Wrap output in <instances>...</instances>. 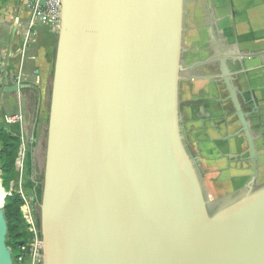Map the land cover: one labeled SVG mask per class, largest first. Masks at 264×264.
I'll return each mask as SVG.
<instances>
[{
	"label": "water",
	"instance_id": "water-1",
	"mask_svg": "<svg viewBox=\"0 0 264 264\" xmlns=\"http://www.w3.org/2000/svg\"><path fill=\"white\" fill-rule=\"evenodd\" d=\"M60 3L41 264H264V184L255 186L258 155L226 70L250 180L208 203L185 143L178 101L184 0ZM27 87L12 81L4 92ZM5 200L0 178V264H13Z\"/></svg>",
	"mask_w": 264,
	"mask_h": 264
},
{
	"label": "crops",
	"instance_id": "crops-1",
	"mask_svg": "<svg viewBox=\"0 0 264 264\" xmlns=\"http://www.w3.org/2000/svg\"><path fill=\"white\" fill-rule=\"evenodd\" d=\"M31 1L15 6L0 0V128L6 131L21 132L8 121L25 112L31 95L44 102L52 75L57 28L44 17L31 20ZM181 49L179 115L206 200L231 197L250 180L245 140L222 70L242 111L251 115L255 183L264 184V0H184ZM239 55L254 57L240 62ZM12 81L30 87L19 95L4 92Z\"/></svg>",
	"mask_w": 264,
	"mask_h": 264
},
{
	"label": "rangeland",
	"instance_id": "rangeland-1",
	"mask_svg": "<svg viewBox=\"0 0 264 264\" xmlns=\"http://www.w3.org/2000/svg\"><path fill=\"white\" fill-rule=\"evenodd\" d=\"M6 1V0H5ZM14 3L15 6L26 4L25 1L29 0H9ZM51 78L48 82L46 88V95L44 102L39 103L37 125L35 128L33 150H32V169L33 175H28V164L26 159V153L22 158L21 146L22 138L19 132L8 130L12 135L17 137V145L15 149V157L13 161V171L10 175H5L0 165V178L2 182V187L6 194L4 212L7 200L12 199L18 207L19 216L22 228L16 231L14 235L20 234L18 238L7 237L6 244L10 249L11 254L15 256V251L18 246L28 244L31 241V236L28 231V225L23 217V208L25 206V199L32 200L34 198L33 192L27 187L29 179L34 181L43 182V170L45 163V152H46V137H47V127H48V114H49V104H50V91H51ZM31 103L26 106L25 112L22 111L23 117V129H24V141L26 144V152L28 150V145L30 141V134L33 128V123L36 117V100L35 96L31 95ZM18 115V114H17ZM18 124V123H13ZM1 129V128H0ZM2 147V142L0 141V149ZM42 188V187H41ZM35 218L39 224V206L33 203ZM8 235V231H7ZM14 264V263H13Z\"/></svg>",
	"mask_w": 264,
	"mask_h": 264
},
{
	"label": "built area",
	"instance_id": "built-area-1",
	"mask_svg": "<svg viewBox=\"0 0 264 264\" xmlns=\"http://www.w3.org/2000/svg\"><path fill=\"white\" fill-rule=\"evenodd\" d=\"M41 0H32L30 3V18L31 20L44 17L52 26L58 28L59 12L61 8L60 0H43L44 4H40ZM18 123L21 128L22 138V158L26 153V144L23 139L24 133L22 129L23 117L21 114L15 115L8 121V124ZM23 208V217L28 225V231L31 236V241L28 244L18 246L15 251V256L12 255L14 264H41L43 244L40 236V229L34 211V198L32 200L25 199Z\"/></svg>",
	"mask_w": 264,
	"mask_h": 264
},
{
	"label": "trees",
	"instance_id": "trees-1",
	"mask_svg": "<svg viewBox=\"0 0 264 264\" xmlns=\"http://www.w3.org/2000/svg\"><path fill=\"white\" fill-rule=\"evenodd\" d=\"M5 1V0H1ZM0 141L2 142V147L0 149V165L5 175H10L13 171V161L15 157V149L17 145V137L12 135L10 132L0 129ZM32 150L33 143L30 142L28 145V150L26 152V159L28 164V175H33L32 169ZM27 187L33 192L34 203L39 204L41 198V187L40 181H34L29 179ZM5 219L7 222L8 235L7 237L18 238L20 234L14 235L16 231L22 228V223L20 221L18 207L12 202V199L7 200L5 207Z\"/></svg>",
	"mask_w": 264,
	"mask_h": 264
},
{
	"label": "flooded vegetation",
	"instance_id": "flooded-vegetation-1",
	"mask_svg": "<svg viewBox=\"0 0 264 264\" xmlns=\"http://www.w3.org/2000/svg\"><path fill=\"white\" fill-rule=\"evenodd\" d=\"M250 116H251V115L246 114L245 119H246L247 122H248L247 119H249ZM239 125H240V123H239ZM240 134L243 135V133H242V131H241V125H240ZM243 137H244V135H243ZM244 140H245V137H244ZM245 144H246V140H245ZM246 149H247V146H246ZM256 178H257V175H256ZM255 184H256V185H255L256 187H259V186L263 185V183H260V184H259L258 182H256ZM38 206H39V204H38Z\"/></svg>",
	"mask_w": 264,
	"mask_h": 264
}]
</instances>
